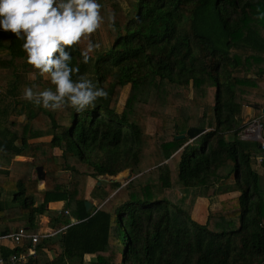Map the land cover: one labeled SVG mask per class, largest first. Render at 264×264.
I'll return each instance as SVG.
<instances>
[{"label": "trees", "instance_id": "1", "mask_svg": "<svg viewBox=\"0 0 264 264\" xmlns=\"http://www.w3.org/2000/svg\"><path fill=\"white\" fill-rule=\"evenodd\" d=\"M127 1L125 10L118 0H100L108 42L91 35L100 48L87 64L80 55L87 41L72 46L73 79L85 75L107 92L81 112L23 99L25 86H55L39 75L21 80L15 62L26 56L23 40L0 31V70L13 79L5 92L11 101L0 108V158L8 164L0 170V200L9 202L0 205L8 222L1 236L25 231L20 245H0V258L10 264L37 236L35 255L16 264H85L86 256L95 264H264V175L256 170L264 152L259 141L241 138L237 118L245 103L262 101L252 91L256 81L239 74L264 80V0ZM157 109L175 110L182 123L165 115L161 131L149 134L147 117ZM189 128L206 132L176 139ZM38 166L46 171L42 190L33 177ZM125 170L133 176L126 186H89ZM180 189L192 193L188 209ZM216 196L222 208L198 215L197 201ZM90 198L97 205L87 210ZM54 202L63 209H49ZM41 216L63 228L40 235Z\"/></svg>", "mask_w": 264, "mask_h": 264}, {"label": "clouds", "instance_id": "2", "mask_svg": "<svg viewBox=\"0 0 264 264\" xmlns=\"http://www.w3.org/2000/svg\"><path fill=\"white\" fill-rule=\"evenodd\" d=\"M100 0H0V31L11 32L22 39L26 62L37 70L31 75L49 79L53 88L34 91L38 85L25 86L23 99L46 110H58L70 105L77 112L107 96L85 75L73 79L79 67L73 62L72 46L87 41L81 50L82 62L100 43L90 39L104 23ZM258 17H264L259 12ZM113 27L115 17L108 16Z\"/></svg>", "mask_w": 264, "mask_h": 264}, {"label": "rangeland", "instance_id": "3", "mask_svg": "<svg viewBox=\"0 0 264 264\" xmlns=\"http://www.w3.org/2000/svg\"><path fill=\"white\" fill-rule=\"evenodd\" d=\"M118 1L121 4L122 8H124L125 10L128 9V1L127 0H118ZM106 31H107L106 27H104V24H102L101 27L95 32L96 39H98V41H101L103 43H107L108 42V36L106 34ZM15 63H16V67H17L16 74H17L18 77H20L21 80L26 81V82H32V81H34L35 79H37L39 77L38 75H36L34 77L31 75L32 73L36 72L37 70L33 69V67L31 65L27 64L26 56L24 58L17 59ZM239 76H241V77L246 76L247 79L256 81V83L258 84L257 89L264 88V80L262 78H261V80H258L259 76H257L253 71H250L248 73H241V74H239ZM12 80L13 79H12L9 71L0 70V91H1L0 108H3L9 101H11L10 98L7 97L5 92H6L7 87L11 84ZM31 85L32 84H30L28 86H31ZM44 88H46V87L38 86V88L34 89V91L43 90ZM187 93L189 94L187 97L192 100L191 93L190 92H187ZM119 105H120L121 108L124 106V98L120 101ZM155 113H156L155 116H152V115L148 116L147 117V122H146V131L149 134H151V135L156 134L158 131H161L162 125H163V121H161V119L165 115L173 116V117H175V119L177 121H179V123H182L181 122L182 121V116L176 115L175 114V110H173V109H165V111H164L165 114L164 115L161 114L160 109H157L155 111ZM9 119L13 120V121H18V119L14 118L13 116L9 117ZM19 119L21 120V118H19ZM254 120H252V121H254ZM4 123H5V120L3 119L1 124H0V129H2V127H4ZM263 124H264V119H263ZM46 140H49V139L46 138ZM179 156H180V154L177 153L173 157L174 158L173 159L174 160V162H173L174 166L178 163ZM22 159H25V158H22ZM28 159L29 158L25 159V161L28 160ZM31 160H33V159H29V161H31ZM18 161H23V160L19 159ZM5 162H6L5 160H3V159L1 160V158H0V165L8 166V164H6ZM56 163L60 165L62 163V161L58 159V160H56ZM256 170H257V172L259 174L264 175V168H262L259 164L256 165ZM44 171H45V169H44ZM45 173H46V171H45ZM57 174L58 175H64V174L67 175L68 172L57 171ZM33 177L36 178L37 177V173L34 174ZM132 179H133V176L131 175L130 171L129 170H125V171L121 172L120 174H118L116 177H99L97 180H90L91 183H90L89 186L90 187H92V186L94 187L97 182H98V185H100L101 181H105V182H119L122 186H126L127 183L130 180H132ZM44 182H41V184L39 185V189L40 190L44 189V187H45V183ZM177 192L182 197H185V195H186L185 202L183 203L184 204L183 207L185 209H188L191 206V201H192L191 200V197H192L191 195H192V193L191 192L190 193L189 192L186 193V191H184V189L177 190ZM229 196H230V198H235V197H233L235 195H232V196L229 195ZM4 198H7V197H4ZM37 200H38V202H40V197H38ZM90 200L91 201H89V202H92L94 205H97L96 201H93L91 198H90ZM220 202H221V205H222V201H219L218 198H217L216 201L213 202L210 205V208L213 211L218 209L220 207ZM203 204L204 203L202 201H197L196 205L202 206L201 207V211H198V215H207L208 214L206 206L203 205ZM207 205H209V203ZM195 215H196V213L193 212L194 221L197 224H199V222H202L199 219L195 220V218H194ZM38 222H39V224H38L39 225L38 233L40 235H54L55 233L58 234L60 232V230L63 228L61 225H58L59 227L55 228L54 226H52L50 220L44 219L42 217H39ZM70 222H74V220L71 219ZM110 254H111V252H109V255ZM85 261H86L85 264H93V263L95 264L97 262V258H95L93 256H86Z\"/></svg>", "mask_w": 264, "mask_h": 264}, {"label": "crops", "instance_id": "4", "mask_svg": "<svg viewBox=\"0 0 264 264\" xmlns=\"http://www.w3.org/2000/svg\"><path fill=\"white\" fill-rule=\"evenodd\" d=\"M1 56H4V53H2L0 51V57ZM252 91L254 93H257V92L262 93V96L259 98V99H262V101H259V103H253V102L245 103L243 105L242 112L237 115L238 121L240 123V127L242 128V130L240 132V136H241L242 139H244L245 132L249 128L250 124L252 123V120L258 119L260 121H263V119H264V114L262 113V109H264V88H261V89L260 88L259 89L255 88ZM250 105H258L259 107L258 108H253ZM18 157L19 156H17L15 158V161H18V159H17ZM25 159H27V158H25ZM25 159L23 161H25ZM26 161H29V159L26 160ZM31 161H33V160H31ZM31 161H29V162H31ZM5 163L7 164V161ZM0 166L2 167V168L0 167V170L7 169L6 166H4V165H0ZM230 195L231 196L232 195H235L233 197L237 198L240 195V192H237V191L236 192H231ZM217 198H218L219 201H222V203H223V200L221 199L220 196H216V197L211 198V199H206V200L203 199L202 200V202L204 203L203 205H205L206 206V209L208 210L207 211L208 213L210 211H213L210 208V205L213 202H215ZM208 203H209V205H207ZM0 205H1V209H6L7 207H9V202L2 198V200H0ZM63 207H64V203L63 202H54V203H50L48 205V208L49 209L56 210V211L62 210ZM221 208H222V205H221V202H220V207L218 209H216V210H219ZM216 210H214V211H216ZM2 216H3V212H1V214H0V237H1L0 238V245L12 249V246H14L13 243H12V241L6 239V237H2L1 236V231H3L6 228V223H8L6 219L4 220L2 218ZM41 217L44 218V219L50 220L46 216H41Z\"/></svg>", "mask_w": 264, "mask_h": 264}, {"label": "built area", "instance_id": "5", "mask_svg": "<svg viewBox=\"0 0 264 264\" xmlns=\"http://www.w3.org/2000/svg\"><path fill=\"white\" fill-rule=\"evenodd\" d=\"M262 131H263V126H262L261 121L258 119H255L254 121H252L249 128L245 132L244 139L252 140V141H259L261 151L264 152V138L262 137ZM257 162L259 165L262 164L264 162V157L259 156L257 158ZM24 234H25L24 229H20L18 232L11 235L10 238H11L13 245H15V246L20 245ZM10 238H6V239H10ZM37 242H38V237L37 236L33 237L32 238V243H33L32 246L30 248H28V250L26 252L20 253L19 256L17 254L12 255L10 257L8 263H10V264H16L17 262L25 263V261H27V259H29L30 257L35 255V253H36L35 252V244ZM5 262L6 261H4L2 258H0V264H5Z\"/></svg>", "mask_w": 264, "mask_h": 264}, {"label": "water", "instance_id": "6", "mask_svg": "<svg viewBox=\"0 0 264 264\" xmlns=\"http://www.w3.org/2000/svg\"><path fill=\"white\" fill-rule=\"evenodd\" d=\"M252 106L253 108H258L259 106L258 105H250ZM262 113L264 114V109H262ZM206 130L205 129H198V128H189V129H184L182 131H179L177 136H176V139L177 140H181V139H185V138H190V139H196L198 136H200L201 134L205 133ZM24 157L22 156H19L17 159L19 160H24L22 159ZM32 162V161H31ZM36 173H37V178L41 181V182H44L45 179H46V173L43 169L42 166H38L36 168ZM100 184V183H99ZM93 207V204L91 202H86V208L87 210H90L91 208Z\"/></svg>", "mask_w": 264, "mask_h": 264}]
</instances>
